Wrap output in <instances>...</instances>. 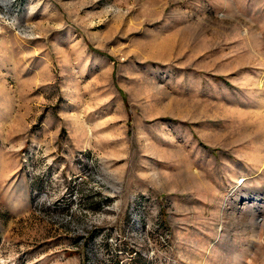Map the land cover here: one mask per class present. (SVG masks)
Wrapping results in <instances>:
<instances>
[{
    "label": "rangeland",
    "instance_id": "374dc122",
    "mask_svg": "<svg viewBox=\"0 0 264 264\" xmlns=\"http://www.w3.org/2000/svg\"><path fill=\"white\" fill-rule=\"evenodd\" d=\"M0 264H264V0H0Z\"/></svg>",
    "mask_w": 264,
    "mask_h": 264
},
{
    "label": "water",
    "instance_id": "95a60500",
    "mask_svg": "<svg viewBox=\"0 0 264 264\" xmlns=\"http://www.w3.org/2000/svg\"><path fill=\"white\" fill-rule=\"evenodd\" d=\"M255 211H257V209H255Z\"/></svg>",
    "mask_w": 264,
    "mask_h": 264
}]
</instances>
